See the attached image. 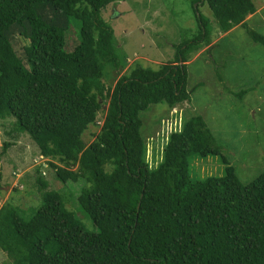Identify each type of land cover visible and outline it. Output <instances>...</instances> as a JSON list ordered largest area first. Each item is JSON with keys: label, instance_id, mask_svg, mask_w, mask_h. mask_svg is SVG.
I'll use <instances>...</instances> for the list:
<instances>
[{"label": "trees", "instance_id": "trees-1", "mask_svg": "<svg viewBox=\"0 0 264 264\" xmlns=\"http://www.w3.org/2000/svg\"><path fill=\"white\" fill-rule=\"evenodd\" d=\"M112 1L0 0V118L14 119L59 180H85L76 201L96 227L86 230L40 181L31 215L11 203L0 207V250L12 264H264V170L242 183L202 115L169 134L156 166L145 160L139 113L189 98L187 52L211 42L208 19L195 7L200 31L177 46L170 63L135 64L107 87L106 66L123 64L101 14ZM197 1L209 7L218 32L241 25L264 44L245 21L256 11L252 0ZM18 26L26 63L9 36ZM72 26L77 40L69 49ZM105 101L86 144L83 132ZM194 154L219 155L224 173L192 180Z\"/></svg>", "mask_w": 264, "mask_h": 264}, {"label": "rangeland", "instance_id": "rangeland-1", "mask_svg": "<svg viewBox=\"0 0 264 264\" xmlns=\"http://www.w3.org/2000/svg\"><path fill=\"white\" fill-rule=\"evenodd\" d=\"M261 8L248 21V26L264 36V0H252ZM195 7L208 19L211 41L188 53L186 88L189 98L170 108L165 102L150 104L139 113L145 160L153 168L163 156L169 134L181 129L185 118L200 114L221 147L222 154L242 183H247L264 170V44L253 40L247 28L238 26L220 37L214 17L206 3L197 0H113L101 11L113 30V37L123 64L118 69L107 65L104 83L113 87L117 78L135 64L157 68L170 63L176 48L199 31ZM20 27L11 30L10 40L25 61L23 46L27 39ZM66 34V47L72 48L77 36L73 27ZM125 56V57H124ZM106 101L82 138L89 144L104 117ZM12 117L0 118V207L17 206L25 216L40 204L41 185L58 191L65 206L72 210L86 230L96 227L78 206L76 197L85 184L83 178L63 182L50 166L51 159L40 154L27 133L18 131ZM9 145L4 147V143ZM219 155L189 156L192 180L224 173ZM0 264H12L0 250Z\"/></svg>", "mask_w": 264, "mask_h": 264}, {"label": "crops", "instance_id": "crops-1", "mask_svg": "<svg viewBox=\"0 0 264 264\" xmlns=\"http://www.w3.org/2000/svg\"><path fill=\"white\" fill-rule=\"evenodd\" d=\"M260 9H261V8H259V7L257 6V7H256V11H255L254 13L247 15V17L245 18V21L247 22V24H248V21H249V20H251L252 18H254L255 16H257V15L260 13V12H259ZM238 26H241V25H235V26H233L231 29H229V30L226 31V32H218V33H219V36H220V37H225V36L227 35V33L233 31V30H234L236 27H238Z\"/></svg>", "mask_w": 264, "mask_h": 264}, {"label": "built area", "instance_id": "built-area-1", "mask_svg": "<svg viewBox=\"0 0 264 264\" xmlns=\"http://www.w3.org/2000/svg\"><path fill=\"white\" fill-rule=\"evenodd\" d=\"M175 130V129H174Z\"/></svg>", "mask_w": 264, "mask_h": 264}]
</instances>
